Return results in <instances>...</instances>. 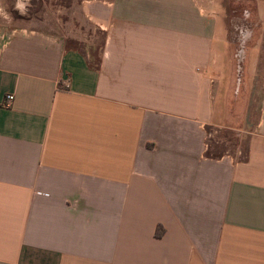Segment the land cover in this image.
<instances>
[{
	"label": "crops",
	"instance_id": "0c3cea01",
	"mask_svg": "<svg viewBox=\"0 0 264 264\" xmlns=\"http://www.w3.org/2000/svg\"><path fill=\"white\" fill-rule=\"evenodd\" d=\"M35 1L0 0V264H264V36L234 53L224 0Z\"/></svg>",
	"mask_w": 264,
	"mask_h": 264
},
{
	"label": "rangeland",
	"instance_id": "374dc122",
	"mask_svg": "<svg viewBox=\"0 0 264 264\" xmlns=\"http://www.w3.org/2000/svg\"><path fill=\"white\" fill-rule=\"evenodd\" d=\"M83 0H44L43 2L40 0L35 1L37 5L33 9L35 11L33 14H38V16H42L40 14H48L51 17H67V12L66 10L71 8L72 5H77L81 3ZM225 1V6L228 11V29L230 32V37L232 41H234V44L232 46V50L234 53H237L239 51V46L238 45V40L240 39H248L250 36H264V10L262 11H257L259 1L261 0H224ZM47 2V3H44ZM39 3V4H38ZM47 4V5H45ZM257 12V14H256ZM261 12V13H260ZM67 13V14H64ZM95 45L94 47L98 49L101 46L102 43V37L98 34L95 35ZM259 49L256 51H261L263 52L264 50V44H256ZM255 45V46H256ZM242 46V45H241ZM243 47V46H242ZM241 47V48H242ZM240 48V51H243L244 49ZM263 70L262 65H260L257 69V74L253 75V73L246 69H242L241 71H238V78H241L244 73V80H246V83L250 84L252 87H254L256 90L261 89V72ZM247 72V73H246ZM248 76H247V75ZM247 76V77H246ZM237 79L235 80L234 84L236 87V82ZM228 80L227 76H223L221 78V81L218 84V91L216 94V105H217V112L222 113V106H223V99L225 96V91L227 89V84L226 81ZM250 95V96H249ZM246 97L250 99L251 105L253 106V100L259 99V92H254V93H246ZM251 110V111H250ZM254 108L251 107L249 110H247V114H251L250 112H253ZM256 118L251 117L250 119V124L247 125H242V127L247 126L246 129H249L251 127V122ZM234 131H225L224 133L219 135L220 139H216L213 141V144H216L214 146L215 149L213 150L212 154L214 156H217L219 154H222L224 152H237L239 147L241 150L244 148L245 145V140H242V142L239 143V139L237 136H235Z\"/></svg>",
	"mask_w": 264,
	"mask_h": 264
},
{
	"label": "built area",
	"instance_id": "2783aa9c",
	"mask_svg": "<svg viewBox=\"0 0 264 264\" xmlns=\"http://www.w3.org/2000/svg\"><path fill=\"white\" fill-rule=\"evenodd\" d=\"M13 102H14V96L13 95H9V96L6 97V104H5V106L7 108H10L12 106ZM214 134H215L214 132L208 133V141H207L208 142V147L210 145V142L213 139Z\"/></svg>",
	"mask_w": 264,
	"mask_h": 264
}]
</instances>
